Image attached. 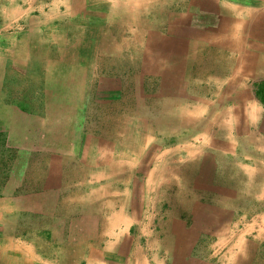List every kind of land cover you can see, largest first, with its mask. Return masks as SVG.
I'll return each instance as SVG.
<instances>
[{"label":"rangeland","instance_id":"1","mask_svg":"<svg viewBox=\"0 0 264 264\" xmlns=\"http://www.w3.org/2000/svg\"><path fill=\"white\" fill-rule=\"evenodd\" d=\"M142 1L0 0V230L42 264H264L242 109L264 0ZM172 23L218 44L176 57Z\"/></svg>","mask_w":264,"mask_h":264},{"label":"crops","instance_id":"2","mask_svg":"<svg viewBox=\"0 0 264 264\" xmlns=\"http://www.w3.org/2000/svg\"><path fill=\"white\" fill-rule=\"evenodd\" d=\"M146 2L147 4H151V0H143V2ZM184 0H182L183 3ZM220 2V1H219ZM161 3L163 5L169 3L166 0H157L154 2V4ZM218 4V1L215 2ZM184 4L186 2L184 1ZM200 4V0H196L194 3H191L190 9L198 8V5ZM197 5V6H196ZM248 6L243 5L242 7L238 5L234 6V3L230 4L228 3L227 9H251L249 4H246ZM224 9H226L224 7ZM219 10H216V14L219 15ZM230 10H226L223 14L226 17V19H230L232 22L234 21V17H230ZM185 14V13H184ZM250 14V12H248ZM258 17V18H257ZM254 16L248 23H243L244 26L250 27V30L252 31L251 34L255 39L258 38L257 44L258 48L251 49L250 41L248 40L246 45L243 46V57L242 60L244 62L246 61H252V62H259L257 64L258 69L249 70V73L247 74L248 77V87L250 89L245 90L246 97H244L242 103V109H246L248 111L253 110V114H250L249 121H248V132L249 137L247 139H244V151H246V142L248 141L249 147L252 148V154L247 153L248 157L253 158H261L263 159V162L261 166L264 165V24L262 23H256L259 19L264 18V11L262 13L259 12L258 16ZM218 19V17H216ZM229 20V21H230ZM218 21V20H217ZM230 21V23H231ZM256 21V22H255ZM241 22V21H240ZM242 23V22H241ZM217 25L218 22H217ZM253 25V28H252ZM252 28V29H251ZM160 30V29H159ZM163 31V30H162ZM205 31V30H204ZM199 32L191 31V35L185 34L182 32V27H179V29L175 28V26L172 25L168 27L166 33L158 34L157 39H164L163 45L164 49L173 55H176V57H184L185 55H188L189 49H193V47H196L198 45L204 46H215L218 44V41L215 42V40H218V31H205L206 35L198 34ZM154 34V33H152ZM209 34V36H207ZM250 34V36H252ZM152 38V37H151ZM251 39V37H250ZM153 42H155L156 38H152ZM228 46H231L228 44ZM195 49V48H194ZM252 58V59H251ZM23 60H26V58H22ZM255 59V60H254ZM253 79L255 81H259V88L258 92L255 90L254 86L251 84L250 80ZM247 85V84H246ZM251 109V110H250ZM257 116V117H256ZM250 168V167H249ZM262 168H260L261 170ZM261 172V171H259ZM19 238V242H16L15 239ZM16 238V235H10L9 233H4L2 230H0V264H42V261L38 258L37 255H28L27 252L24 251L23 248H28L27 251H30V248L28 245L24 246L21 241L22 235H18ZM25 244V243H24ZM18 249V252L16 251ZM103 254V253H101ZM109 254L108 252L104 253L105 259L106 255ZM139 254V251H138ZM134 254H132V257ZM152 254H150L151 256ZM149 255L145 257L137 256L134 259V262H127L122 263L118 262L117 260L120 259L119 255L115 256V261L110 260H104V261H97L96 264H153L152 260L150 259ZM181 256H176L177 261H180ZM130 259V258H129ZM140 259V260H139ZM48 264V263H47ZM56 264V263H54ZM58 264H76L72 259H68L65 263H58ZM79 264V263H77ZM82 264V263H80Z\"/></svg>","mask_w":264,"mask_h":264},{"label":"bare ground","instance_id":"3","mask_svg":"<svg viewBox=\"0 0 264 264\" xmlns=\"http://www.w3.org/2000/svg\"><path fill=\"white\" fill-rule=\"evenodd\" d=\"M80 43H81V41H80ZM83 44V43H82ZM193 206V205H192ZM127 218V217H126ZM116 224V223H115Z\"/></svg>","mask_w":264,"mask_h":264}]
</instances>
